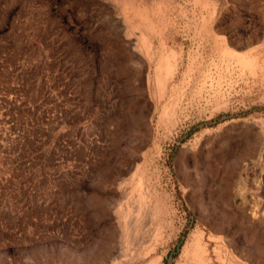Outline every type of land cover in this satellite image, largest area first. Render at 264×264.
<instances>
[{
    "label": "rangeland",
    "instance_id": "obj_1",
    "mask_svg": "<svg viewBox=\"0 0 264 264\" xmlns=\"http://www.w3.org/2000/svg\"><path fill=\"white\" fill-rule=\"evenodd\" d=\"M0 111V264H264V0H0Z\"/></svg>",
    "mask_w": 264,
    "mask_h": 264
},
{
    "label": "bare ground",
    "instance_id": "obj_2",
    "mask_svg": "<svg viewBox=\"0 0 264 264\" xmlns=\"http://www.w3.org/2000/svg\"><path fill=\"white\" fill-rule=\"evenodd\" d=\"M185 251H190L191 255L196 256L195 253L197 252V243L194 238H192L191 242L185 246Z\"/></svg>",
    "mask_w": 264,
    "mask_h": 264
},
{
    "label": "built area",
    "instance_id": "obj_3",
    "mask_svg": "<svg viewBox=\"0 0 264 264\" xmlns=\"http://www.w3.org/2000/svg\"><path fill=\"white\" fill-rule=\"evenodd\" d=\"M2 110V109H1ZM1 112V111H0Z\"/></svg>",
    "mask_w": 264,
    "mask_h": 264
}]
</instances>
